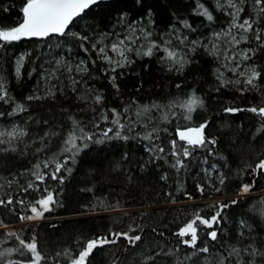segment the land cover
<instances>
[{
  "label": "trees",
  "instance_id": "16d2710c",
  "mask_svg": "<svg viewBox=\"0 0 264 264\" xmlns=\"http://www.w3.org/2000/svg\"><path fill=\"white\" fill-rule=\"evenodd\" d=\"M23 3L24 0H0L2 30L22 21ZM200 5L212 14V21L198 13ZM242 7L241 19L251 16L257 21L254 27L264 30V17L258 14L264 5L245 0ZM226 11L215 0H140L139 3L109 0L90 9L70 27L68 33L87 35V42L71 34L38 40L22 38L11 43L0 41L4 44L0 48V80L11 97L9 102L0 101V112L4 113L0 128L11 124L27 132L10 144L0 145V148L16 149L0 151V199H12V204L0 205V253L20 248V240L28 242L34 238L46 264H70L63 253L74 254L85 240L97 236L111 239L110 233L135 229L130 234L141 235L135 247L121 237L115 244L95 249L88 264H142L146 256L157 252L160 254L147 264H205V258L209 264H215L217 254L227 256L232 246L241 249L240 264H264L261 255L264 253V171L253 173L255 164L264 158V131H258L262 122L250 111H225L229 107L264 106V47H258V42L249 35L245 47L250 51L249 65L261 73L256 81L258 89L249 87L241 91L244 79L239 84L222 86L217 78L221 74L224 80L237 79L212 52L211 36L231 23ZM123 14L126 15L121 22ZM128 25H134L131 36L134 43L125 40L132 49L127 53L132 63L105 75L108 65L91 45L96 43L98 49L101 44L97 39L103 33L110 34L103 40L104 45L117 38L124 39L130 32ZM141 30L150 32L151 36L146 40ZM179 37L186 41L180 44ZM193 41L197 43L193 45ZM149 42L159 45V49H154L152 56L137 55L136 49L144 45L141 51H146ZM82 43L88 53L80 47ZM165 47L185 56L187 63L182 70L177 71L165 59ZM20 57L23 62L17 75ZM81 59L88 62V73L81 77L73 70L71 75L81 81L74 92L64 64L70 62L75 69ZM58 60L63 61L59 70L50 75ZM92 60L96 61L95 65ZM111 75L116 76L118 91L110 81ZM49 88L54 94H49ZM87 88L98 91L103 103L79 99ZM193 92L202 99L203 106L187 121L182 109L170 105L188 99ZM29 96L39 98L26 99ZM18 103L24 104L26 111L15 112ZM153 103L162 107L136 116L139 106L151 107ZM125 108H128L126 113ZM112 110L121 112V122L125 125L136 122L133 131L128 132L127 127L124 130L128 140L103 138L104 129L116 130L110 122ZM102 111L108 121L102 119ZM163 113L168 114L170 122L159 120ZM147 116L152 117V123L159 129V139L154 142L143 139L142 125ZM69 117L79 121L85 133L95 135L92 141L78 142L86 143L87 147L68 162L66 167L70 171L62 169L57 179H51L53 169H44L43 162L53 158L63 160L67 155L60 153L63 138L72 128ZM204 122L208 125L205 137L216 143L193 150L184 160L185 167H171L175 157L170 155V141L178 139L176 128L183 130ZM181 145L187 146L178 141L177 148ZM156 146L164 152L157 151ZM38 148L43 150L38 152ZM150 148L153 150L149 151ZM37 163L41 164V171L48 173L43 183L35 181L31 174ZM59 177H63L62 183ZM30 182L34 187L24 192ZM242 184L252 185L251 190L241 194ZM45 189L55 196L51 210L44 212L42 218L20 219L34 215L30 205ZM19 200L24 203L20 204ZM221 204L228 207L223 209L221 222L216 226L220 229L217 240L207 236L212 229L199 226L197 247L206 245L210 251L193 256L196 250L181 243V239L190 237L180 238L173 233L195 213L210 217ZM160 232L164 235H158ZM245 248L254 250L255 255L244 252ZM58 252L60 256L56 255ZM186 256L190 259H185ZM9 260L27 264L19 252L5 256L4 264ZM231 264H237V258H231Z\"/></svg>",
  "mask_w": 264,
  "mask_h": 264
},
{
  "label": "snow or ice",
  "instance_id": "6c2138e0",
  "mask_svg": "<svg viewBox=\"0 0 264 264\" xmlns=\"http://www.w3.org/2000/svg\"><path fill=\"white\" fill-rule=\"evenodd\" d=\"M100 0H24V3L21 8L22 12V21L18 25H14L7 30H2L4 26L0 25V41H3L5 43H11L13 41H19L22 38H32V37H38V38H46L53 34L64 36L66 34H71L73 36H76L81 41L87 42L89 40V37L87 35L80 36L78 33H68L69 25L72 24L73 20L77 17H81V15L85 12L86 9L90 8L92 5L98 4ZM140 0H137V3H139ZM217 3L220 7H227L229 9H232L230 12L231 16V23L229 25L228 30L224 33L225 36H231V41L229 43L232 44L233 47L238 46L242 41L247 42L249 37L248 33L252 34V37L256 42H258V47H264V30H262L260 27L254 25L257 24V21L253 19L251 16L246 17L243 19V21L240 20V13L244 11V8L242 5L245 3V0H224L223 4H220V0H217ZM255 5H264V0H254ZM198 13L201 15H204L207 20L212 21L214 17L212 14L204 8L203 5H200V8L198 9ZM258 14L261 17H264V7L259 8ZM126 14H123L120 17V21L122 22L124 19V16ZM186 27H190V25H185ZM128 28L130 30L129 34L125 36L124 39L117 38L116 40L112 41L108 45L103 44V40L108 37L109 33H103L101 34L98 39L97 43L101 44V46L97 49V44L93 43L91 45L93 51L97 52V55L100 59H102L107 65L108 68L105 69V75H108L109 73H115L117 68L125 67L126 65L132 63V61L129 60L127 53L131 52L132 49L128 47L125 44V40H130V42L134 43V41H131V36L134 35V25H128ZM237 29L236 33L232 32V29ZM142 35L147 40L149 36H151L150 32H143L141 30ZM217 36L220 34L217 33ZM118 36V34H117ZM163 43L168 44L170 41H164ZM180 44H183L184 41L180 40ZM193 45H195L197 42L193 41L191 42ZM4 44L0 43V48H3ZM80 47L83 49L85 53H88V49L84 48L83 43L80 45ZM144 45H141L139 48L136 49L137 55H144V56H152L154 49H159V45H157L154 42H149V45L147 47L146 51H141V48H143ZM109 51L111 53H115L116 56L109 55ZM166 52L165 59L169 60L171 62V67L176 68L177 71H180L183 69L185 63L187 61L185 60V56L181 55L180 53L172 50H168L166 47L164 49ZM215 55V52L213 53ZM119 57V58H117ZM251 56L249 55V51L246 50H240L239 53V59L248 60ZM225 59H230L233 61H237V66H234L230 70L234 73H239V76L244 77V88L241 89V91L248 90L249 87L258 89L259 85L256 83L260 79L261 73L257 71L254 67H251L248 69V72H239L238 68V57L236 55L233 56H225ZM23 57H20L17 60V67H16V73L17 75L20 74L21 67H22ZM63 61L58 60L56 61V67L53 69V71L50 73V75L55 74L56 70H59L60 65ZM87 61L81 59L78 61V63L75 66V69H73L72 64L70 62H66L64 64V71L68 73V80L70 81V87L72 91H76V85L80 84L81 81L76 78V76L71 75L73 70L80 75L81 77L85 76L88 73L87 68ZM91 63L95 65L96 61L92 60ZM227 67V65H225ZM91 78V77H90ZM110 81L113 85V87L117 88V91L119 90V86L116 84V76L111 75ZM221 80L222 86L227 87L228 84H239L240 79L237 78L235 81L228 79L224 80L222 78V74L217 77ZM59 79L58 77L56 78ZM86 83V81H85ZM179 87V85H177ZM49 94L52 93V89L49 88ZM34 98L39 97H33L29 96L26 99L31 100ZM79 99L84 100L85 102L89 103H95V104H102L103 103V96L96 90L92 88H87L86 91L81 94ZM11 100V97L9 96L6 89L3 88L2 80H0V101L9 102ZM134 103V102H133ZM171 106H178L180 109H182V115L183 118L187 121L192 120V113L196 111L198 107L203 106V101L199 97L195 95V92L191 94V96L184 100V101H176ZM162 106L158 105L156 103H153L151 107L147 105H141L138 107L136 111V116L140 117L141 115H147L149 112H151L152 109H160ZM95 111V109H92ZM250 111L252 113H255L257 116L260 117L262 122V127L258 129V131H264V106L260 107H251L249 109H234V108H226V112H235V111ZM26 111V108L24 104L18 103L15 105V112H23ZM128 108L123 109V112H127ZM113 112V118L111 119V123L115 126V131H113V128H106L102 131V136L105 139H112V138H118L123 140H128L129 136L125 133V128L127 127V131L131 132L136 127V122H133L129 125H125L121 122V112H117L116 110H112ZM14 113H9V115H12ZM172 115H175V113H172ZM4 113L0 112V117H3ZM102 119L105 121H108V116L106 114L101 113ZM69 119L72 120V128L71 131L67 133V135L63 138V144L64 147L61 150L60 155H64L65 153L67 155H64L63 160H59L58 158H53L51 161L45 160L43 162V168L48 169L52 168L53 170L50 173L51 179H57L58 173L63 169L64 171H70L69 168L66 167L68 162L70 160H73L75 155L79 153V151L82 150L83 147H87L86 143H78L80 141H92L95 133H85L83 127L80 126V122L75 120L73 117H69ZM159 120L162 121H169V116L167 113H163ZM159 122V121H158ZM151 125V127H149ZM143 128L145 129V134L143 136L144 140L148 141H155L156 139H159V129L157 127V124L152 123V117L147 116V120L143 122ZM207 122L201 123L196 126H186L181 130V128H176V136L178 139H172L170 141L172 151L170 152V155L175 157V162L171 165L173 168H183L185 167L184 160L185 158H188L191 156L192 151L195 150L198 147H205L207 144L214 145L216 141L214 139H207L205 137V129L207 128ZM95 127H99V124H96ZM164 131H167V129H164ZM112 133L113 135H109ZM27 135V132L18 127H13L11 130H2L0 131V145L4 144H10L12 141L17 140L20 137H23ZM50 135L49 133H45V136ZM51 135H56V133H51ZM139 135V133H137ZM44 137H41L40 140L43 141ZM178 141H183L185 145H181L179 148H177ZM96 142L102 143L103 140H97ZM16 151L15 148L7 149V148H0V151ZM42 148L36 149V151H42ZM153 149H149V151H152ZM156 150L159 152H164V149L162 147L156 146ZM215 167V166H213ZM262 171H264V158H260L259 161L255 164L253 168L254 174H260ZM207 173V170H205ZM32 176L34 177L35 181H38L40 183H43L48 173L41 171V164L37 163L34 165V170L32 171ZM60 182H63V177H59ZM220 183H223V178H220ZM33 183H28L27 187L23 189L24 192H28L29 189L33 188ZM36 187H39V185H36ZM252 185L250 184H242L241 185V194L247 193L251 190ZM199 190L202 192L203 188L200 187ZM219 190V189H217ZM20 204H23V200L18 201ZM56 202L55 196L52 192L47 191V189L44 190V194L38 198L35 203L30 205V211L34 215L31 216H21L20 219H37L42 218L44 215V212L51 210V205ZM232 203H236V201H232ZM4 204H12V199L9 198L6 201L4 199H0V205ZM228 207L227 204H221L217 206V211L210 217L205 218L204 216H201L199 212L195 213L194 217L190 220H187L183 223L181 227H179V230L177 232H174L173 234L180 237H190V239H181V243L184 245H187L196 251L192 253L193 256H196L198 253H209V248L205 245L202 247H197L198 243V231L199 226H204L207 229H212L207 233V236L210 240H217L218 237V229L216 226L220 224L221 222V213L223 212V209ZM241 224H244L243 221H241ZM136 231L135 229H129V231H120V232H113L110 233V236L113 238H109V236H97L95 238H91L88 240H85L78 248V250L73 254L71 251H65L63 253L64 257L69 260L70 264H88V258L92 255L95 249L97 248H103L107 244H115L117 241L123 237L125 240H127L128 245L131 247H135L136 243L138 241H141V235H131V232ZM155 231V229H153ZM158 235L163 236L164 233L160 232ZM241 237L243 236V232L239 234ZM20 248H14L9 249L4 253H0V264H4V258L5 256L11 255L13 252H19L21 256H25L27 264H46L45 256L42 254V251L39 249L37 242L33 238L31 241L25 242L24 240H20ZM163 251V249H161ZM244 252L250 253V256L255 255V251L250 248L243 249ZM160 253L157 252L155 255L146 256L142 264H147L148 261H154L155 256L159 255ZM57 256H60L61 253H57ZM141 255H143L141 253ZM262 256H264V253H261ZM241 257V249H238L234 246L231 247L230 251H228L227 256L217 254V258L215 261V264H225L226 261H228V264H231V258H237V264H240L239 258ZM185 259H190V257H185ZM7 264H24L23 261H7ZM205 264H209V261L207 258H205Z\"/></svg>",
  "mask_w": 264,
  "mask_h": 264
},
{
  "label": "rangeland",
  "instance_id": "374dc122",
  "mask_svg": "<svg viewBox=\"0 0 264 264\" xmlns=\"http://www.w3.org/2000/svg\"><path fill=\"white\" fill-rule=\"evenodd\" d=\"M217 2V0H215ZM224 3V0H220V4H223ZM221 8H226V16L228 15L231 19V16H230V12L232 11V9H229L227 8L226 6L225 7H221ZM241 14L240 13V20L243 21L241 19ZM229 26L225 29H223L221 32H219V36H217L216 34H213L211 36L212 38V52L214 53L215 52V55L221 60L220 62L222 63L221 65L224 67V69L226 71H230L234 77H237L239 79H244V77H241L239 76V73H234L233 71H231L230 69L233 68L234 66H237V61H233V60H230V59H225V56H233V55H236L238 57V68H239V72H245L247 73L248 72V69L251 68V66L249 65V59L248 60H243V59H239V53H240V50H246V51H249L246 49V43L248 42H241L238 46L236 47H233L231 43H229V41H231V36H225L224 33L228 30ZM237 29L233 28L232 29V32L233 33H236ZM251 33H248V37ZM180 40H183L184 42L186 41L185 39L179 37L178 38V41ZM127 44V43H126ZM128 47L129 44H127ZM109 55H112V56H116L115 53H111L109 52L108 53ZM249 55H250V51H249ZM119 58V57H117ZM225 65H227V67H225ZM13 127H18L17 125H11V124H7V125H3L1 128H0V131L2 130H11V128ZM19 128V127H18Z\"/></svg>",
  "mask_w": 264,
  "mask_h": 264
},
{
  "label": "water",
  "instance_id": "95a60500",
  "mask_svg": "<svg viewBox=\"0 0 264 264\" xmlns=\"http://www.w3.org/2000/svg\"><path fill=\"white\" fill-rule=\"evenodd\" d=\"M107 1H109V0H100V2H99L98 4L92 5L90 8L86 9L85 12L81 15V17H82L86 12H88L90 9H92V8H94V7H96V6H98L99 4L105 3V2H107ZM81 17H77L76 19H74L73 22H72V24H73L75 21H77L79 18H81ZM72 24L69 25V29H70V27L72 26ZM69 29H68L67 31H69ZM51 37H62V36H59V35L53 34V35H51V36H49V37H46V38L32 37V38H26V39L38 40V39H49V38H51ZM181 142H183V141H181Z\"/></svg>",
  "mask_w": 264,
  "mask_h": 264
},
{
  "label": "bare ground",
  "instance_id": "6f19581e",
  "mask_svg": "<svg viewBox=\"0 0 264 264\" xmlns=\"http://www.w3.org/2000/svg\"><path fill=\"white\" fill-rule=\"evenodd\" d=\"M185 53V52H184ZM192 53V52H191ZM188 170V169H187Z\"/></svg>",
  "mask_w": 264,
  "mask_h": 264
}]
</instances>
